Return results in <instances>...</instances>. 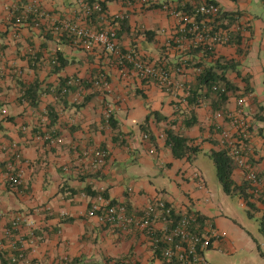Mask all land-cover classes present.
<instances>
[{"label":"crops","instance_id":"0c3cea01","mask_svg":"<svg viewBox=\"0 0 264 264\" xmlns=\"http://www.w3.org/2000/svg\"><path fill=\"white\" fill-rule=\"evenodd\" d=\"M94 1H106L109 16L124 15L127 26L119 28L117 37L120 51L167 66L174 87L162 89L153 79L139 78L100 46L76 45L54 33L59 20L87 24L79 0H0V264H12L20 254L17 264H186L167 262L141 230L89 217L96 198L87 190L104 192L132 212L160 198L175 215L202 217L203 227L218 235L204 252L209 264H264V191L258 193L260 200L257 193L251 200L255 208L238 195H226L210 156L223 148L224 133L234 135L229 119L213 113L211 100L194 110L185 102L200 73L198 63L235 60L239 73L227 76L239 90L230 95L226 114L237 110L239 98L246 99L253 122L248 158L264 177V16L258 11L264 1L209 0L226 13H239L244 28L240 48L216 46L210 57H189L191 45L184 37L172 43L180 20L151 8L188 0ZM33 5L41 15L17 25ZM64 81L74 89L60 91ZM35 83V104L20 101L22 87ZM247 83L251 90L244 94ZM109 106L112 121L106 125ZM191 111L198 123L186 128ZM147 120L152 140L143 139L141 125ZM168 131L184 134L199 153L191 160L176 159L166 143ZM50 134L58 136L47 142ZM96 149L107 153L104 166L89 154ZM13 152L23 156L18 188L7 184ZM233 179L241 184L246 175L235 168ZM227 196L234 200L226 201ZM235 204L239 212L228 207ZM15 221L18 228L8 238L6 229ZM163 226L158 222L156 228Z\"/></svg>","mask_w":264,"mask_h":264},{"label":"built area","instance_id":"2783aa9c","mask_svg":"<svg viewBox=\"0 0 264 264\" xmlns=\"http://www.w3.org/2000/svg\"><path fill=\"white\" fill-rule=\"evenodd\" d=\"M189 3L195 14L182 12L179 5L173 3L164 4L162 10L169 15L180 20V28L175 35L185 33L188 28L186 39L191 46H226L234 42L237 33L242 34V24L238 21L236 24L229 23L224 18V11L216 3L209 0H188L181 7ZM79 7L84 17L91 16L93 13H99L102 16V23L96 27H91L79 21H57L52 26V31L58 35L64 36L67 40L76 45L87 47L100 46L109 54H116L123 67L130 66L133 73L141 79H153L162 89H171L174 83L171 78V72L158 67L156 64L143 60L135 52L123 53L118 48L117 32L113 27V22L124 18V15L109 16L104 12L99 4H91L89 0H79ZM186 8V7H185ZM31 15H41L38 7L33 5L28 7L23 17L17 20V25L27 21ZM201 17L196 21V17ZM240 34V36H241ZM182 41L174 36L172 42ZM183 68L178 69L181 72ZM68 92V90L66 89ZM188 92V91H187ZM246 105V99L240 98L237 101L238 110L229 115V122L234 132H226L222 135V146L225 149H231V156L238 169L243 170L246 180L251 183L254 193L258 194L264 191V177H261L256 169L249 162V143L252 137L253 125L249 118H246L242 108ZM113 108L109 106L105 112V124L110 125ZM144 140H148L147 135H143ZM49 140V137L46 138ZM60 142V141H59ZM12 150H17L14 145ZM89 154H95V162L98 166H104L107 153L102 150H92ZM13 162L9 165L7 174V183L14 188L23 184V172L19 167L23 164V156L20 152H13ZM198 174V173H197ZM198 184L203 188L202 179L197 175ZM89 217H98L99 220L107 225L121 227L123 229L136 228L147 234L156 249H160L163 258L169 262L186 264H209L204 257L212 244L213 239L218 235L213 230H207L202 224L198 223V215L185 214L175 215L172 207L160 198L151 202L145 209L138 212L128 213L124 204L112 203L103 196H98L91 204ZM158 222L164 224L161 229H157ZM18 228L17 221L13 222L11 227L6 229V237H11ZM23 259L20 254L18 260ZM17 259L13 260L17 264Z\"/></svg>","mask_w":264,"mask_h":264},{"label":"trees","instance_id":"16d2710c","mask_svg":"<svg viewBox=\"0 0 264 264\" xmlns=\"http://www.w3.org/2000/svg\"><path fill=\"white\" fill-rule=\"evenodd\" d=\"M91 4H99L103 8L104 12L107 13L106 11V1L105 2H95L94 0H89ZM264 1V0H263ZM213 2V1H211ZM215 3V2H213ZM162 6V5H161ZM161 6H153L151 8H162ZM180 9L182 8V12H186L187 14H195V11L193 7L189 4L186 3L184 7H181L179 5ZM186 7V8H185ZM224 18L229 20L230 25L236 24L238 21L241 19V15L239 13H226L224 12ZM85 18V22L87 21V25L93 27L92 25L102 23V16H100L99 13H93L91 16H88ZM201 17L197 16L196 21H199ZM119 24V25H118ZM113 27L116 29L117 32V37L120 36V30L119 28H125L127 26V21L125 17L122 20H119L117 22H113ZM118 25V27H117ZM244 28L242 27L243 31ZM188 28L186 29V32L179 33L177 37H188L189 35L187 34ZM240 33H237L235 35L234 42L231 43V45H226V46H238L240 48V43H241V36ZM64 37V36H63ZM65 38V37H64ZM69 41V40H68ZM173 43V42H172ZM175 44V43H174ZM215 51V47H208V46H191L190 49L187 51V55L190 57L198 56L199 54L203 55V57H210L213 56ZM241 53V51H239ZM141 57V56H140ZM142 58V57H141ZM145 60L144 58H142ZM146 61V60H145ZM187 60L185 61L186 64L188 63ZM60 59L59 56L56 57V63L59 64ZM184 63V62H183ZM185 65V64H184ZM131 68L130 66H128ZM161 68H164L166 70L167 66H159ZM58 68V66H57ZM196 69H200V73L195 78V81L193 85L190 86V90H188V95L185 98L186 104L194 110V108L200 107L206 100H211L212 101V109L213 113H224L226 117L229 119V113L226 114V104L230 98L231 94H234L238 92V87H236L233 83L228 78V73L229 72H237L238 69V64L235 62V60H226V59H219L213 61L209 66H206L202 62L198 63L195 67ZM85 84V83H84ZM73 88V85L68 84V81H64L60 85V91L61 90H66L67 88ZM64 90V91H65ZM249 84L247 83L246 89L244 91L245 93L250 92ZM38 91H39V85L38 83L31 84L28 86H23L21 89V95L19 97L20 101L23 102H29L30 104H35L36 100L38 99ZM41 94V93H40ZM242 98V97H241ZM240 99V98H239ZM87 100H85L86 102ZM84 102V103H85ZM247 103V101H246ZM246 105L242 108L244 115L246 118H249L252 122V118L246 114ZM238 110V106H237ZM191 116H189L188 121L185 123L186 128H191L195 125H197L198 121L195 117V114L193 111H191ZM151 116H155L157 120L159 121H167V118L161 117L158 114L152 113ZM150 116V117H151ZM149 117V118H150ZM112 121V119H111ZM110 121V122H111ZM253 123V122H252ZM111 124V123H110ZM148 120L146 121L145 124L141 125V129L143 130L144 135L148 136V140H152V135L148 132L147 125ZM252 131V130H251ZM167 139L166 143L167 145L171 148V151L176 159H187L191 160L192 155H196L199 153V149L195 147H191L189 144L191 142V139L188 137H185L184 134L182 133H174L173 131H168L166 133ZM58 135L57 134H50L49 140H46L47 142L50 141L52 138H56ZM102 150L103 149H98ZM95 156V154H93ZM214 166L216 168V173L218 180L223 188V191L226 195L228 196H235L238 195L241 198L244 199V201L247 203V205L251 208H255L254 202H251L253 199L255 193H254V188L251 185L249 181H243L241 184H237L234 179H233V172L235 168H237L233 157L231 156V149H225L221 148L219 151H213L212 154L210 155ZM8 184V183H7ZM9 185V184H8ZM10 186V185H9ZM88 195L91 197H98V196H103L104 198H108L107 194L104 192H92L87 190L86 191ZM262 194V193H261ZM258 194L257 200H260L262 198V195ZM114 203V202H112ZM128 213L132 214L133 212L129 210V206L125 205ZM198 223L203 224L204 219L200 216H198ZM261 231L264 234V217L262 220V226H261ZM158 252H160V249H157ZM12 263V262H11ZM13 264V263H12Z\"/></svg>","mask_w":264,"mask_h":264},{"label":"rangeland","instance_id":"374dc122","mask_svg":"<svg viewBox=\"0 0 264 264\" xmlns=\"http://www.w3.org/2000/svg\"><path fill=\"white\" fill-rule=\"evenodd\" d=\"M258 11L261 13L262 16H264V6L260 3L258 5ZM233 199L229 198L228 196L226 197V201H233ZM229 208L231 209H235L237 212H239V205L238 204H235V205H228Z\"/></svg>","mask_w":264,"mask_h":264}]
</instances>
